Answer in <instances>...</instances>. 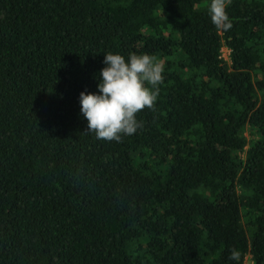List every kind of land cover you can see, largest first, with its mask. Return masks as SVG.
<instances>
[{
	"label": "trees",
	"instance_id": "16d2710c",
	"mask_svg": "<svg viewBox=\"0 0 264 264\" xmlns=\"http://www.w3.org/2000/svg\"><path fill=\"white\" fill-rule=\"evenodd\" d=\"M210 2L0 0V264H264V0ZM107 53L164 66L119 141L80 112Z\"/></svg>",
	"mask_w": 264,
	"mask_h": 264
},
{
	"label": "clouds",
	"instance_id": "9594fccd",
	"mask_svg": "<svg viewBox=\"0 0 264 264\" xmlns=\"http://www.w3.org/2000/svg\"><path fill=\"white\" fill-rule=\"evenodd\" d=\"M230 3L211 0L208 6L211 22L218 30L228 31L233 26L226 11ZM102 63L98 91L80 93V112L87 121V131L94 132L97 139L119 141L122 135H133L141 127L136 114L154 106L164 66L149 54L135 53L127 59L119 53H107ZM229 251V259L239 264L241 252L236 248Z\"/></svg>",
	"mask_w": 264,
	"mask_h": 264
},
{
	"label": "rangeland",
	"instance_id": "374dc122",
	"mask_svg": "<svg viewBox=\"0 0 264 264\" xmlns=\"http://www.w3.org/2000/svg\"><path fill=\"white\" fill-rule=\"evenodd\" d=\"M223 51H224V56H227L229 55V49H227L226 47L223 48ZM246 264H250V261L246 262Z\"/></svg>",
	"mask_w": 264,
	"mask_h": 264
}]
</instances>
